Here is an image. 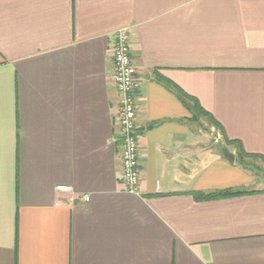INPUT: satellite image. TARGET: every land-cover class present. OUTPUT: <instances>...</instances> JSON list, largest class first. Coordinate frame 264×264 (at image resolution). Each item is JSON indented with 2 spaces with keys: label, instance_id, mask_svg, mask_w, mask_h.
<instances>
[{
  "label": "crops",
  "instance_id": "1",
  "mask_svg": "<svg viewBox=\"0 0 264 264\" xmlns=\"http://www.w3.org/2000/svg\"><path fill=\"white\" fill-rule=\"evenodd\" d=\"M120 28L138 194L121 179ZM175 88L264 167V0H0V264H264V185ZM226 189L258 193L194 198Z\"/></svg>",
  "mask_w": 264,
  "mask_h": 264
},
{
  "label": "built area",
  "instance_id": "2",
  "mask_svg": "<svg viewBox=\"0 0 264 264\" xmlns=\"http://www.w3.org/2000/svg\"><path fill=\"white\" fill-rule=\"evenodd\" d=\"M112 49V80L118 94V139L120 142V168L124 189L138 194L140 184L139 136L137 133V108L135 104V80L138 73L130 55V30L120 28L114 31ZM57 192H70L67 186H57ZM88 201V196H83Z\"/></svg>",
  "mask_w": 264,
  "mask_h": 264
},
{
  "label": "trees",
  "instance_id": "3",
  "mask_svg": "<svg viewBox=\"0 0 264 264\" xmlns=\"http://www.w3.org/2000/svg\"><path fill=\"white\" fill-rule=\"evenodd\" d=\"M174 92L176 94V97L190 111L193 117L206 118V120L209 121V124L213 126L217 132H220V134H222L224 145L231 147L234 150L235 162L239 166H241L242 168L248 171H254L255 169L256 171L264 173V168H257L255 163H253V161L261 160L260 159L261 157L246 153L243 150L240 142L235 141V140H228L224 136V132H223L221 125L217 121L212 119V117L199 106V104L194 98L187 96L184 92H182L178 88H175ZM255 193H258V192L253 191V190H248V189L246 190L226 189L223 191L208 193V194L196 193L194 195V198L197 201H211V200H219V199L245 196V195H250V194H255Z\"/></svg>",
  "mask_w": 264,
  "mask_h": 264
},
{
  "label": "rangeland",
  "instance_id": "4",
  "mask_svg": "<svg viewBox=\"0 0 264 264\" xmlns=\"http://www.w3.org/2000/svg\"><path fill=\"white\" fill-rule=\"evenodd\" d=\"M253 163H255L257 168H264L259 161H253ZM248 173H250V175L255 179L254 182L257 183L256 187H259V184L264 185L263 173L256 171L255 169H254V171H250V172L248 171Z\"/></svg>",
  "mask_w": 264,
  "mask_h": 264
},
{
  "label": "water",
  "instance_id": "5",
  "mask_svg": "<svg viewBox=\"0 0 264 264\" xmlns=\"http://www.w3.org/2000/svg\"><path fill=\"white\" fill-rule=\"evenodd\" d=\"M221 154L223 156V158L228 161L229 163H234V159H235V156L233 153H231L227 148L225 147H222L221 148ZM263 177H264V173H263Z\"/></svg>",
  "mask_w": 264,
  "mask_h": 264
}]
</instances>
